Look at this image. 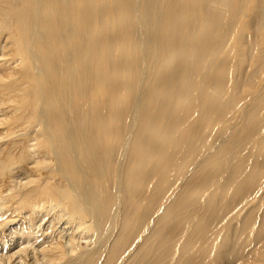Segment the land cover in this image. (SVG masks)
Listing matches in <instances>:
<instances>
[{
	"label": "rangeland",
	"instance_id": "obj_1",
	"mask_svg": "<svg viewBox=\"0 0 264 264\" xmlns=\"http://www.w3.org/2000/svg\"><path fill=\"white\" fill-rule=\"evenodd\" d=\"M0 1V264H264V0Z\"/></svg>",
	"mask_w": 264,
	"mask_h": 264
},
{
	"label": "bare ground",
	"instance_id": "obj_2",
	"mask_svg": "<svg viewBox=\"0 0 264 264\" xmlns=\"http://www.w3.org/2000/svg\"><path fill=\"white\" fill-rule=\"evenodd\" d=\"M148 2L146 3V5H151V3H152V0H147ZM154 2H155V0H153ZM0 3H1V1H0ZM36 3H37V0H34V2L33 3H31L30 4V6H28V7H26V9H23V10H20V14H17L18 15V17L19 18H17L16 19V24L21 28H23V26H25L26 27V29H28L31 25H33L34 23L36 24V22H37V18H36V16L34 15V13H33V10H34V8H35V6H36ZM4 4H7V2L6 1H4ZM31 5H32V7H31ZM50 8V15L51 16H49L48 18H47V20L50 22L49 24H47L46 25V27L48 28V29H50L51 30V32H52V39L53 40H55V35H57V33H56V30H57V28L60 26V24L58 23V18H57V12H56V9H55V7H54V5L53 4H50V5H48ZM84 7V6H83ZM2 8V7H1ZM6 12V11H8L7 10V8H3L2 10L0 9V20L2 21V23H4V26L6 27V28H12L13 26H11L10 24H7L6 23V20L4 19V17L6 16L5 14H4V12ZM168 11V10H167ZM167 13H169V12H167ZM149 15H152V14H149ZM170 17V16H169ZM160 18H158V20H159ZM34 22V23H33ZM159 23V22H158ZM153 24V23H152ZM16 25V26H17ZM15 26V25H14ZM29 26V27H28ZM28 27V28H27ZM18 28V27H17ZM26 29L24 30V29H21V38L24 40V43H26V41H25V39H26V36H27V33H29V32H27L26 31ZM32 29V28H31ZM19 32H20V30H18ZM158 37H160V36H158ZM169 38V37H168ZM160 39H164L163 37H160ZM28 44V43H27ZM90 55V54H89ZM91 57V56H90ZM50 62H51V65H52V71H54V72H58V64H57V60H56V58H54V57H50ZM63 62V65H65V66H68V65H66L65 64V61L63 60L62 61ZM38 63H39V61H38ZM37 64V63H36ZM44 66H45V63H43V69H42V73H43V80L44 81H47V78H46V75H45V69H44ZM45 89H46V85H45ZM47 90V89H46ZM55 116H57V115H55ZM63 118L64 119H67V115L66 116H63ZM73 140H74V137H71V135H67L66 137H65V142L68 144V147H67V149L65 150V153L67 154L68 153V151H69V149H70V152H71V149L73 148ZM80 188H81V190H83V188L80 186ZM94 204H95V206L97 205L93 200H91ZM98 207H99V205H97ZM93 207V206H92ZM97 207H95V210H97L96 209Z\"/></svg>",
	"mask_w": 264,
	"mask_h": 264
}]
</instances>
